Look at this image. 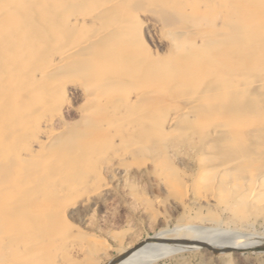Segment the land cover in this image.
<instances>
[{
  "label": "rangeland",
  "instance_id": "rangeland-1",
  "mask_svg": "<svg viewBox=\"0 0 264 264\" xmlns=\"http://www.w3.org/2000/svg\"><path fill=\"white\" fill-rule=\"evenodd\" d=\"M217 152L264 171V0H0V264H117L218 223L254 248L129 264H264V204L202 178Z\"/></svg>",
  "mask_w": 264,
  "mask_h": 264
},
{
  "label": "bare ground",
  "instance_id": "bare-ground-1",
  "mask_svg": "<svg viewBox=\"0 0 264 264\" xmlns=\"http://www.w3.org/2000/svg\"><path fill=\"white\" fill-rule=\"evenodd\" d=\"M203 20L205 21V19ZM3 119L4 122L7 123L9 122L10 117L7 113H5L3 114ZM43 127L45 128L47 126L44 125ZM209 150L216 152L215 149ZM222 156L219 155L217 152L216 154L214 153V155L210 158H207L205 156L200 159V161L204 164H212L211 168L202 172L201 175L205 181L210 183L212 181L211 176L214 177L216 174L215 177H217L218 180L213 179V181L211 182V186L214 189V192L216 191V193H219L220 195L234 193L236 196L235 205L237 206L244 205L246 203H252L254 205L264 204V171L258 176L254 174H249L248 177H242L238 174L237 171L235 172V170L229 169V167L233 165V163L230 162L231 160H226ZM201 175L198 176L199 179ZM235 216L237 217L238 215ZM221 226L222 224L218 223L216 227L210 228L191 226L187 229L181 228L182 230H175L173 232L161 231L155 234L152 238H148L146 241L137 244L132 250L127 252V255H122L117 264H120L122 261H124V264H129L130 261L132 262V260L137 259L136 257H140V251L146 252L151 249L157 250L154 255H152V257L146 260L147 263L162 260L163 258L169 257L175 253L191 248L186 243H184L185 241H189L203 246L204 249L202 250L205 254H209L207 250L208 248L216 250L218 251V253H224L227 250L239 252L254 248V246L250 245L247 236L240 235L235 231H231L227 228H222ZM249 238L253 239L251 237Z\"/></svg>",
  "mask_w": 264,
  "mask_h": 264
}]
</instances>
